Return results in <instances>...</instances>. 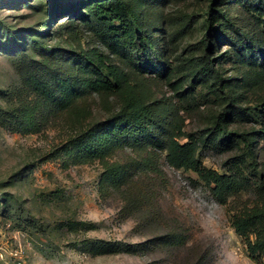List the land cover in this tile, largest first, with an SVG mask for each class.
I'll list each match as a JSON object with an SVG mask.
<instances>
[{
    "label": "rangeland",
    "instance_id": "1",
    "mask_svg": "<svg viewBox=\"0 0 264 264\" xmlns=\"http://www.w3.org/2000/svg\"><path fill=\"white\" fill-rule=\"evenodd\" d=\"M127 1L136 4L159 61L178 82L184 63L204 52L210 0ZM88 3L0 0V264H257L232 219L264 206V69L239 60L236 46L220 35L212 50L223 54L216 66L235 79L242 105L252 107L228 126L250 133L257 167L244 161L242 143L223 148L200 140L197 156L206 167L248 181L225 203L195 171L172 166L163 148L121 137L92 156L70 141L93 122L97 141L124 114L121 97L88 91L70 109L49 111L24 83L25 67L40 76L50 68L77 76L80 51L96 48L126 71L154 115L198 139L225 101L204 82L180 80L175 88L153 70H137L96 35L92 16L72 11L76 4L87 11ZM216 6L248 34H261V22L242 0H215ZM17 114L31 128H13Z\"/></svg>",
    "mask_w": 264,
    "mask_h": 264
},
{
    "label": "trees",
    "instance_id": "2",
    "mask_svg": "<svg viewBox=\"0 0 264 264\" xmlns=\"http://www.w3.org/2000/svg\"><path fill=\"white\" fill-rule=\"evenodd\" d=\"M242 2L261 22V34L258 37L248 34L227 12L215 7V0H210L203 18L205 31L201 43L204 52L187 60L184 63L185 71L177 77L178 82H204L225 101L222 108L215 113L210 125L205 128L204 137L199 139L182 131L179 123H166L154 115L136 95L135 85L126 71L96 48L80 51L82 60L77 67L83 74L68 75L50 68L47 75L40 76L32 68L25 67L22 70L23 81L41 99V106L54 112L70 109L75 99L88 91L104 96L119 95L123 102L124 114L112 118L100 130L97 141H94L95 136L92 133L98 130L99 123L93 122L83 136L75 135L70 141L71 144L92 156H100L108 142H116L121 137L127 138L133 145L163 148L172 166L195 171L210 187L215 197L225 203L230 195L238 194L247 187V179L206 167L199 160L197 152L200 140H209L223 148L236 147L242 143L241 155L245 158L244 161L248 160L257 168L250 133L228 126L230 121L242 117L244 113L251 111L252 107L242 105L241 93L236 88L237 82L234 78L224 77L216 66V59L223 54L212 53L222 34L231 45L236 46V56L239 60L264 69V0ZM72 9L82 18L92 16L95 20L92 28L96 35L111 50L125 57L137 70H153L162 75L170 85H177L176 80L171 81V69L159 61L160 54L155 41L138 20L136 4L127 0H89L87 11L79 4ZM224 26L230 27L232 33L222 30ZM29 37L35 45L39 44L35 37ZM259 113L264 114V100L261 102ZM13 120L15 129L31 128L27 127L26 121L18 114ZM84 136L88 138L85 139ZM184 137H188L186 141H183ZM232 226L235 232L241 235L249 257L257 264H264V206L245 214L233 215Z\"/></svg>",
    "mask_w": 264,
    "mask_h": 264
}]
</instances>
